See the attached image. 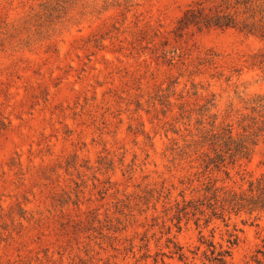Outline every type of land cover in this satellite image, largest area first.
<instances>
[{
    "label": "rangeland",
    "instance_id": "1",
    "mask_svg": "<svg viewBox=\"0 0 264 264\" xmlns=\"http://www.w3.org/2000/svg\"><path fill=\"white\" fill-rule=\"evenodd\" d=\"M258 181L264 0H0V264H264Z\"/></svg>",
    "mask_w": 264,
    "mask_h": 264
},
{
    "label": "trees",
    "instance_id": "2",
    "mask_svg": "<svg viewBox=\"0 0 264 264\" xmlns=\"http://www.w3.org/2000/svg\"><path fill=\"white\" fill-rule=\"evenodd\" d=\"M49 9L47 6L44 10L50 12L51 10ZM185 22L195 24L201 23L204 27L214 26L219 28L232 25L229 18L221 19L220 17H217L214 19H204L203 22H200L193 14H188L185 17ZM199 142L202 144L201 146L207 144L214 154L213 157H210L207 154L202 155V160L206 164V168L212 166L215 169H219L222 166L224 167L226 162L227 164L233 165L241 159H247L251 154L249 144L256 145L255 142L248 138L234 139L230 131L221 134H206L201 137ZM193 145L197 146L199 144L194 143ZM183 154L188 155L187 152H184ZM209 189L210 188H208L207 191H209ZM216 190L217 189L213 191L212 198L215 199V202H220V205L216 206V203L209 204V208L214 214L216 211H219L222 214L225 209L235 213L247 211L249 214L254 211H264V182L262 181H258L255 187H253V183L250 184L249 195L227 193L224 194L225 196L220 201H217L216 199Z\"/></svg>",
    "mask_w": 264,
    "mask_h": 264
}]
</instances>
